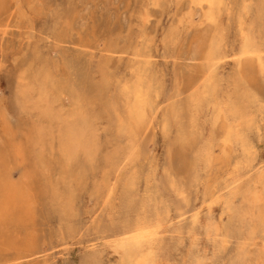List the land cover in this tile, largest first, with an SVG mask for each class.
<instances>
[{
  "label": "rangeland",
  "instance_id": "obj_1",
  "mask_svg": "<svg viewBox=\"0 0 264 264\" xmlns=\"http://www.w3.org/2000/svg\"><path fill=\"white\" fill-rule=\"evenodd\" d=\"M137 222L134 264H264V0H0V264Z\"/></svg>",
  "mask_w": 264,
  "mask_h": 264
},
{
  "label": "bare ground",
  "instance_id": "obj_2",
  "mask_svg": "<svg viewBox=\"0 0 264 264\" xmlns=\"http://www.w3.org/2000/svg\"><path fill=\"white\" fill-rule=\"evenodd\" d=\"M214 2H215V0H214ZM214 6L215 5L212 6L213 9H214ZM205 17H207V19H208V15H206ZM240 48L241 49L238 53V57H244V56L253 54V52H251V48L249 47V44H241ZM215 56L218 58V52L214 53L213 55L208 54L206 57H207V60L209 62H211V61H214ZM239 59H237V62H239ZM126 101H127V104L129 103V106L131 107V110L129 112H130L131 122L133 123V126H134L132 128H135V126L138 127V125L143 123L142 121H143V114H144V108H145L144 106L145 105L141 101H135V100H132L131 98H128V97H127ZM170 183L172 185L175 184L173 181H170ZM106 193H107V190H105V194ZM108 194H110V193H108ZM10 218H12V217H10ZM194 221H196V219ZM157 227H159V225H155V226L151 227V225H148L146 223L137 222V223H135L133 225H129V226H117L116 229H113V231L108 233V235L112 238L111 246L113 247V249H118L123 254V256H125V261L123 262V264H134V260L136 259V256L138 255V253L139 252L142 253V252L146 251V249H148V245L153 243L151 241L153 239H154L153 241H155L154 236L157 235ZM107 244H108V242H107ZM149 250H150V248H149Z\"/></svg>",
  "mask_w": 264,
  "mask_h": 264
}]
</instances>
